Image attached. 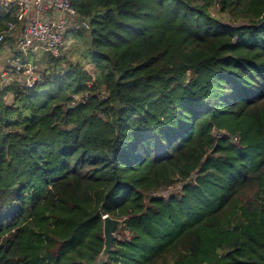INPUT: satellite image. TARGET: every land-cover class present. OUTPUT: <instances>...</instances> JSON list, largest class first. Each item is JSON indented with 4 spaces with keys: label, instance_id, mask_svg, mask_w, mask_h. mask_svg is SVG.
I'll list each match as a JSON object with an SVG mask.
<instances>
[{
    "label": "trees",
    "instance_id": "1",
    "mask_svg": "<svg viewBox=\"0 0 264 264\" xmlns=\"http://www.w3.org/2000/svg\"><path fill=\"white\" fill-rule=\"evenodd\" d=\"M71 1L83 61L0 66V264H264V0Z\"/></svg>",
    "mask_w": 264,
    "mask_h": 264
},
{
    "label": "built area",
    "instance_id": "2",
    "mask_svg": "<svg viewBox=\"0 0 264 264\" xmlns=\"http://www.w3.org/2000/svg\"><path fill=\"white\" fill-rule=\"evenodd\" d=\"M0 11L12 18L0 30V44L10 37L17 39L14 51L18 54L7 58L8 71L3 74L8 83L18 80L27 87L41 80L27 64L28 54L41 51L60 57L66 39L73 42L70 33L91 28L90 20L71 0H0Z\"/></svg>",
    "mask_w": 264,
    "mask_h": 264
},
{
    "label": "rangeland",
    "instance_id": "3",
    "mask_svg": "<svg viewBox=\"0 0 264 264\" xmlns=\"http://www.w3.org/2000/svg\"><path fill=\"white\" fill-rule=\"evenodd\" d=\"M71 34V33H70ZM77 44V43H76ZM81 46V44L79 43L78 45H74V42H72L70 39H66V43L65 46L63 47V53H67L68 57L66 58V60L63 62V64L65 65L64 67H67L69 63H75L78 61H83L82 55H81V48L79 47ZM14 52V38L10 37L7 38L4 45H2L0 47V66L2 67V65H5L7 58H9L11 56V53ZM15 55H18L17 53H15ZM31 56V58L29 59L28 56ZM48 55H46V52H41L40 53H30L27 55V64L29 67H31L32 70L35 71V69L37 68V70H43V65H47L48 64ZM29 59V61H28ZM86 70H88L92 75H94V71H95V66L93 64H89L86 66ZM3 77L5 79V82H7L6 77L3 74ZM13 78V76H10V80ZM8 100H12V95L8 94L6 97ZM219 136H221V134H219ZM162 193H165V191H162ZM128 230L126 231L127 234ZM116 237L117 239H122L123 236L121 233H116Z\"/></svg>",
    "mask_w": 264,
    "mask_h": 264
},
{
    "label": "water",
    "instance_id": "4",
    "mask_svg": "<svg viewBox=\"0 0 264 264\" xmlns=\"http://www.w3.org/2000/svg\"><path fill=\"white\" fill-rule=\"evenodd\" d=\"M103 236H104V247L98 257V262L103 264L107 261L110 253L114 250V239L116 237V228H121L124 225V221L119 218H114L110 215H105Z\"/></svg>",
    "mask_w": 264,
    "mask_h": 264
},
{
    "label": "crops",
    "instance_id": "5",
    "mask_svg": "<svg viewBox=\"0 0 264 264\" xmlns=\"http://www.w3.org/2000/svg\"><path fill=\"white\" fill-rule=\"evenodd\" d=\"M17 44V39H14V46Z\"/></svg>",
    "mask_w": 264,
    "mask_h": 264
}]
</instances>
